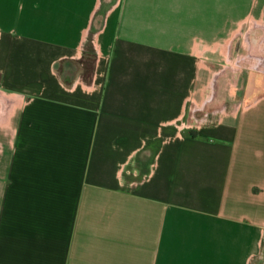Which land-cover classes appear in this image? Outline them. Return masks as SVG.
I'll list each match as a JSON object with an SVG mask.
<instances>
[{"label":"crops","instance_id":"0c3cea01","mask_svg":"<svg viewBox=\"0 0 264 264\" xmlns=\"http://www.w3.org/2000/svg\"><path fill=\"white\" fill-rule=\"evenodd\" d=\"M263 248L264 0H0V264Z\"/></svg>","mask_w":264,"mask_h":264},{"label":"trees","instance_id":"16d2710c","mask_svg":"<svg viewBox=\"0 0 264 264\" xmlns=\"http://www.w3.org/2000/svg\"><path fill=\"white\" fill-rule=\"evenodd\" d=\"M67 60L68 59H63V60L61 59L57 62V65L55 64V69L57 70V72H59V74H61L60 63L65 62L62 64H66ZM93 60H94L93 47L91 45V42L88 41V43H86L84 46L83 55L81 57H79L78 59L71 60V61L75 65V71H81V73H80L81 76L85 80L88 81L90 76H91V73H92Z\"/></svg>","mask_w":264,"mask_h":264},{"label":"rangeland","instance_id":"374dc122","mask_svg":"<svg viewBox=\"0 0 264 264\" xmlns=\"http://www.w3.org/2000/svg\"><path fill=\"white\" fill-rule=\"evenodd\" d=\"M204 48L201 52L205 55L209 56L210 59V63L211 64H215L217 66V55H216V44H211V45H195V48ZM65 63V62H62ZM61 65V74L62 76H71L75 73V65L74 63H72L71 59L66 61V64H62ZM57 65V63H56ZM72 65V66H71ZM215 66V67H216ZM55 67V66H54ZM55 71H57L55 69ZM251 264H264V248L263 250L259 253L258 256H256L255 258H253Z\"/></svg>","mask_w":264,"mask_h":264}]
</instances>
